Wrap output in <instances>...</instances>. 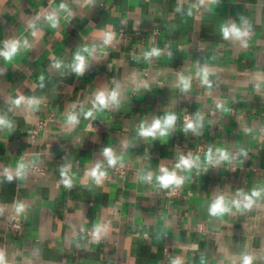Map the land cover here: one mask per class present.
<instances>
[{
    "label": "crops",
    "instance_id": "1",
    "mask_svg": "<svg viewBox=\"0 0 264 264\" xmlns=\"http://www.w3.org/2000/svg\"><path fill=\"white\" fill-rule=\"evenodd\" d=\"M232 24L248 32L246 46L223 38L222 26ZM15 41L18 52L0 56V118L11 124L0 127L6 264H235L243 251L264 256V195L251 209L208 212L216 196L231 202L264 189V0H0V51ZM154 48L160 55L147 57ZM77 54L93 76L73 70ZM113 91L118 103H96ZM21 96L35 103L16 105ZM184 113L195 130L182 131ZM168 115L176 120L166 135L140 134ZM98 120L102 129L88 131ZM105 148L130 164L126 180L97 184L88 175L97 164L108 171ZM209 149L213 160L217 149L230 159L213 163ZM181 157L195 163L176 168ZM161 168L183 177L169 187L178 197H165ZM14 219L20 236L10 229ZM96 225L105 228L99 240Z\"/></svg>",
    "mask_w": 264,
    "mask_h": 264
},
{
    "label": "clouds",
    "instance_id": "2",
    "mask_svg": "<svg viewBox=\"0 0 264 264\" xmlns=\"http://www.w3.org/2000/svg\"><path fill=\"white\" fill-rule=\"evenodd\" d=\"M215 2V0H213ZM60 7L63 9L66 6L64 4H61ZM47 20L52 24L53 27L56 26L58 23L55 13H52L47 16ZM221 32L223 35V38L225 40H233V41H240L244 46H246L245 38L249 35L246 30H242L240 27H238L235 24H232L230 26H222ZM113 39V36L111 34H105L104 42L105 44L110 43ZM21 47L20 43L18 41L10 42L6 45L5 51H0V56H3L5 59H11L19 50ZM160 50L159 49H152L150 52L146 53L147 57L150 56H159ZM77 63L74 65L73 70L77 74H83V72L86 69V62L85 58L79 54L76 56ZM57 67L60 65L57 64ZM203 76V82L205 84H208V76L209 72L207 69H204L202 71ZM181 84L183 90H188L190 88V81L185 78H181ZM210 86V84H209ZM16 105H20L21 103H27L29 105L34 104V100H25L24 97H19L14 101ZM96 103L101 106L102 108H106L109 106V104H116L117 101V93L115 91L111 92L109 95H105L104 92H100L96 96ZM88 117H91L93 113L89 111L86 113ZM68 120L72 123L77 122L76 115H70L68 117ZM176 117L174 115H168L163 120L157 119L155 120L150 126H144L141 125L140 128V134L144 137H155L157 133L159 132L160 136H164L167 134V130L170 129L174 123H175ZM7 126L11 128V124L4 120L3 118H0V127ZM197 124H194L192 122H188L185 125V130L187 129H193L197 127ZM217 152L219 153V158L216 160H213V155L211 149H209L207 158L209 161H212L213 163H219L221 160L228 161L230 159L229 153L226 150L217 149ZM104 156L107 158V163L109 166H115L118 163V157H116L113 153V150L111 148H105L104 149ZM195 161L188 157H181L179 163L176 165V168H184L189 169L193 166ZM19 167L22 169L24 167L23 164L19 165ZM67 169L62 170V175L66 176ZM160 175L156 177V180L163 188H169L170 186H179L183 183V177L178 176L175 171H169L166 168L160 169ZM91 176L97 184L101 183L103 178L106 176V172L102 170V166L100 164H97L96 167L88 174ZM13 177L11 175L8 176V179L11 180ZM153 178L152 173H148L146 176L143 177L146 181H151ZM64 184L67 187L71 186V180L65 178ZM238 199L232 200L229 202L228 199H226L225 196L219 195L216 196L210 203L208 207V212L210 215L215 217H222L227 213H230L233 211V209L236 210H247L251 209L253 205L256 203L257 198H260L262 195H264V189H253L250 194L239 192ZM24 210V206L17 205L16 211L22 212ZM105 228L101 225H96L94 227L93 235L94 237L99 240L101 237V234L104 232ZM258 259H264V256L258 257L257 255L249 252V251H243L241 252L238 257L236 258V262L238 264H254ZM235 262V264H236ZM0 264H6V260L4 257V254L0 252ZM172 264H180V261L173 260Z\"/></svg>",
    "mask_w": 264,
    "mask_h": 264
},
{
    "label": "built area",
    "instance_id": "3",
    "mask_svg": "<svg viewBox=\"0 0 264 264\" xmlns=\"http://www.w3.org/2000/svg\"><path fill=\"white\" fill-rule=\"evenodd\" d=\"M53 1V0H51ZM155 33L157 34V31H155ZM200 50H202V48H199ZM82 75H85V76H93L94 75V71L89 69L88 67H86L85 71L83 72ZM192 121V117L189 113H184L182 118H181V122H182V131L186 132L185 130V125L186 123L188 122H191ZM45 125V122L44 121H41L38 123V128L37 130H34L32 132V136L35 137L38 133L39 130H41L43 128V126ZM103 127V123L101 121H92L88 124L87 126V130L88 131H94V132H97L99 131L100 129H102ZM202 148L199 147L198 148V152L201 153L202 152ZM32 169L38 173L39 175H44V171L37 168V167H32ZM131 166L130 164L128 163H124V162H118L115 166H110L108 171L106 172V176H105V179L107 178H116V179H119V180H126L130 173H131ZM180 195V192H179V189L176 188V187H172V188H169V190L165 193V197L168 198V199H171V198H176ZM10 229L13 233H15L16 235L20 236L21 235V231H22V224L19 220L17 219H14L10 222ZM87 236H90L91 235V232L90 231H87L85 233Z\"/></svg>",
    "mask_w": 264,
    "mask_h": 264
}]
</instances>
